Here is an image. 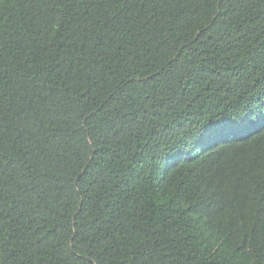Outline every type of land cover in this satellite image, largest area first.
I'll list each match as a JSON object with an SVG mask.
<instances>
[{
	"label": "trees",
	"instance_id": "obj_1",
	"mask_svg": "<svg viewBox=\"0 0 264 264\" xmlns=\"http://www.w3.org/2000/svg\"><path fill=\"white\" fill-rule=\"evenodd\" d=\"M0 264H264V0H0Z\"/></svg>",
	"mask_w": 264,
	"mask_h": 264
},
{
	"label": "water",
	"instance_id": "obj_2",
	"mask_svg": "<svg viewBox=\"0 0 264 264\" xmlns=\"http://www.w3.org/2000/svg\"><path fill=\"white\" fill-rule=\"evenodd\" d=\"M79 179V178H78Z\"/></svg>",
	"mask_w": 264,
	"mask_h": 264
}]
</instances>
